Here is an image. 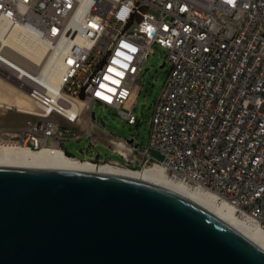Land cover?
I'll return each instance as SVG.
<instances>
[{
    "label": "built area",
    "instance_id": "obj_1",
    "mask_svg": "<svg viewBox=\"0 0 264 264\" xmlns=\"http://www.w3.org/2000/svg\"><path fill=\"white\" fill-rule=\"evenodd\" d=\"M0 21L50 52L32 66L0 50V77L38 108L20 131L0 128V147L123 165L101 162L99 152L81 160L62 144L88 134L94 102L135 124L137 79L158 45L170 73L154 103L149 147L140 150L134 136L110 138L113 151L131 164L138 152L139 168L162 165L264 231V0H0Z\"/></svg>",
    "mask_w": 264,
    "mask_h": 264
},
{
    "label": "water",
    "instance_id": "obj_2",
    "mask_svg": "<svg viewBox=\"0 0 264 264\" xmlns=\"http://www.w3.org/2000/svg\"><path fill=\"white\" fill-rule=\"evenodd\" d=\"M0 264H264V248L191 197L98 161L0 164Z\"/></svg>",
    "mask_w": 264,
    "mask_h": 264
},
{
    "label": "bare ground",
    "instance_id": "obj_3",
    "mask_svg": "<svg viewBox=\"0 0 264 264\" xmlns=\"http://www.w3.org/2000/svg\"><path fill=\"white\" fill-rule=\"evenodd\" d=\"M0 50L6 53H13L18 60L32 66L34 64L47 63L50 54L44 41L26 35L18 26L12 28L6 21H0ZM53 79L55 80L56 76ZM6 104L18 108L23 114H33L38 111L35 102L27 92L21 91L14 82H8L0 77V107H4ZM0 164L82 169H96L97 166L68 158L62 151L57 149L30 150L22 146H1ZM98 167L99 170L114 171L139 177L179 191L229 221L264 248V231L254 219L251 217H240L230 203L219 201L213 193L171 177L162 165L150 164L137 169L119 164H103L98 165Z\"/></svg>",
    "mask_w": 264,
    "mask_h": 264
},
{
    "label": "rangeland",
    "instance_id": "obj_4",
    "mask_svg": "<svg viewBox=\"0 0 264 264\" xmlns=\"http://www.w3.org/2000/svg\"><path fill=\"white\" fill-rule=\"evenodd\" d=\"M166 61L167 50L156 45L155 52L149 55L145 65L148 70L145 73L142 72L137 79L140 90L134 108L135 124L129 123L118 110L94 102L92 107V111L95 112L94 124L89 127L88 134L80 140H64L63 148L81 160L96 161V154L99 152L101 162L113 160L131 168H139L142 156L136 152L135 163H129L122 155L113 151L110 138L126 140L134 136V144L140 150H146L149 147L154 103L162 92L170 73V66ZM164 62L166 63L162 66ZM142 104H145L144 108L141 107ZM35 119L36 116L32 114H23L15 109L7 110L0 107V128L5 132H18L28 120ZM102 126L104 129L101 128ZM91 141L94 143L91 144ZM150 153L159 160L163 159V155L158 150L151 148Z\"/></svg>",
    "mask_w": 264,
    "mask_h": 264
},
{
    "label": "snow or ice",
    "instance_id": "obj_5",
    "mask_svg": "<svg viewBox=\"0 0 264 264\" xmlns=\"http://www.w3.org/2000/svg\"><path fill=\"white\" fill-rule=\"evenodd\" d=\"M228 2H229V3H231V2H232V0H228Z\"/></svg>",
    "mask_w": 264,
    "mask_h": 264
}]
</instances>
